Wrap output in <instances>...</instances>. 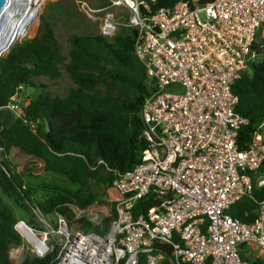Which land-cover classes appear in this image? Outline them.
Masks as SVG:
<instances>
[{
    "label": "built area",
    "instance_id": "built-area-1",
    "mask_svg": "<svg viewBox=\"0 0 264 264\" xmlns=\"http://www.w3.org/2000/svg\"><path fill=\"white\" fill-rule=\"evenodd\" d=\"M148 1L128 3L135 52L155 85L141 111L147 146L113 181L119 195L111 200L116 214L108 230L85 231L61 215L52 222L39 216L42 229L18 218L13 226L23 244L16 258L25 257L23 249L44 257L57 248L56 264H248L241 245L264 252V198L251 222L229 213L252 191L249 172L264 159V120L248 148L236 144L247 119L235 111L231 90L257 57L253 43L264 37V0H179L154 13ZM111 17L104 35L116 29ZM7 106L18 112V98ZM149 192L160 201L134 216L135 201ZM109 210L105 204L73 208V219L99 225Z\"/></svg>",
    "mask_w": 264,
    "mask_h": 264
},
{
    "label": "trees",
    "instance_id": "trees-1",
    "mask_svg": "<svg viewBox=\"0 0 264 264\" xmlns=\"http://www.w3.org/2000/svg\"><path fill=\"white\" fill-rule=\"evenodd\" d=\"M177 1L149 0V13ZM109 5L103 0L97 8ZM61 10L58 3L50 4L36 34L17 40L0 57V264H56L57 248L44 257L26 251L20 263L10 259L9 250L22 244L13 226L18 218L42 229L39 216L52 222L61 215L70 225L106 233L116 214L108 189L119 173L133 168L147 146L141 111L155 85L135 52L137 29L129 24L130 12L118 13L122 23L110 35L93 27L71 33L65 51L53 26ZM253 48L257 57L231 86L238 98L235 111L247 119L237 131L239 149L248 148L264 120V37L260 34ZM63 74L71 81L64 94H52L38 80ZM12 96L19 100L18 113L7 106ZM13 147L37 159L42 172L17 169L9 157ZM249 174L252 191L229 209L243 222L254 219L264 198V184L257 185L264 179V159ZM159 201L156 193L149 192L135 201L132 213H143ZM94 204L111 208L99 225L86 217L73 219V208L84 210ZM160 248L170 254L169 244ZM239 252L248 264H263V258L249 253L248 246L241 245ZM160 264H168L167 259Z\"/></svg>",
    "mask_w": 264,
    "mask_h": 264
},
{
    "label": "rangeland",
    "instance_id": "rangeland-1",
    "mask_svg": "<svg viewBox=\"0 0 264 264\" xmlns=\"http://www.w3.org/2000/svg\"><path fill=\"white\" fill-rule=\"evenodd\" d=\"M102 1L103 0H37V3L33 8V13L20 34L21 38L18 40L31 38L36 34L39 27L41 15L46 11V9L48 10V6L53 3H58L59 7L62 8V13L57 14V17L54 16L55 18H53V26L56 36L60 40V43L65 51L67 50L68 37L71 33L85 32L91 29L90 27H93L96 31L101 32L102 26L108 16L111 15V18L112 20H114L115 25L118 26L122 23L121 16L118 13L126 11H129L131 13V8L126 2H118L117 0L116 4L97 8V6L102 3ZM105 1L111 2V0ZM14 14V17L19 16L18 12H15ZM25 32L26 34L24 35ZM30 34L33 35L28 37ZM38 80L46 83L48 85L47 89L52 94H64L71 84L70 79L64 74L60 78L40 77ZM15 113L18 112L15 111ZM263 140L264 132L261 140L262 144ZM9 157L19 170L30 168L33 169L36 173L42 172V165L37 159H34L32 156L21 152L16 147H13L11 149ZM109 190L112 194V196L110 197H115L116 195L113 189L109 188ZM101 207L104 208V205H101ZM21 245L13 247V250L10 249L9 251L10 259L15 263H20L24 257L23 255L20 258H16L15 255V250ZM23 252L24 254H26V250L23 249Z\"/></svg>",
    "mask_w": 264,
    "mask_h": 264
},
{
    "label": "bare ground",
    "instance_id": "bare-ground-1",
    "mask_svg": "<svg viewBox=\"0 0 264 264\" xmlns=\"http://www.w3.org/2000/svg\"><path fill=\"white\" fill-rule=\"evenodd\" d=\"M5 9L0 16V51H4L5 45H1L2 37L6 38L9 34L20 39L23 28L28 23L33 13V8L37 0H8ZM116 1V0H115ZM131 3V0H117ZM18 12L19 16L14 17V13ZM4 18V19H3ZM26 32L24 33V35Z\"/></svg>",
    "mask_w": 264,
    "mask_h": 264
},
{
    "label": "water",
    "instance_id": "water-1",
    "mask_svg": "<svg viewBox=\"0 0 264 264\" xmlns=\"http://www.w3.org/2000/svg\"><path fill=\"white\" fill-rule=\"evenodd\" d=\"M9 1L8 0H0V16L2 14V12L4 11V7L5 5L8 3ZM4 19V18H3ZM18 39L15 38L14 35H8L6 38H3L2 37V40H1V45H5V49L4 51H0V57L2 55H4L5 53L9 52L12 45L14 44V42H16Z\"/></svg>",
    "mask_w": 264,
    "mask_h": 264
},
{
    "label": "crops",
    "instance_id": "crops-1",
    "mask_svg": "<svg viewBox=\"0 0 264 264\" xmlns=\"http://www.w3.org/2000/svg\"><path fill=\"white\" fill-rule=\"evenodd\" d=\"M113 191H114L115 195H119V192L116 189H113ZM110 196H112V194H111L110 190L108 189V199H109V201L112 200V198ZM246 246H248L249 253H251L252 255L257 256V257L263 256L261 258L264 259V252L261 251L256 245L249 244V245H246Z\"/></svg>",
    "mask_w": 264,
    "mask_h": 264
}]
</instances>
